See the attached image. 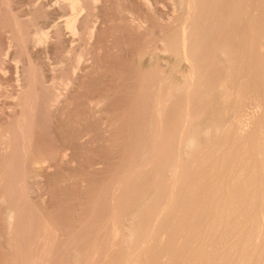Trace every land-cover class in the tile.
Masks as SVG:
<instances>
[{"label": "rangeland", "instance_id": "obj_1", "mask_svg": "<svg viewBox=\"0 0 264 264\" xmlns=\"http://www.w3.org/2000/svg\"><path fill=\"white\" fill-rule=\"evenodd\" d=\"M36 3L37 0H0V194L5 198L4 201H1L0 199V264H70L72 259L71 255L78 243L82 250L83 264H125V259L128 258L125 253L128 249H124V247L127 248V245L126 243H123L124 240L121 239L123 238V235H121L123 227H120L121 211L129 205H133L135 202H133V200L140 198V196L142 197L145 195V192L151 193V191L148 190V187L152 189V185H154L153 173H150L148 170V175L146 171L143 170L142 172L141 168H139L142 163L141 152L147 148L148 145V147L153 146L150 143L155 139L153 134L154 129L152 126H149L155 116V108L153 105L154 98L151 97L153 96V90L151 87H153L152 84L157 83L159 79H162L164 86L170 85V83L171 85H175L182 82L181 73L179 74V72L174 71L171 74V71L173 70L169 67L165 74L160 76L159 71L156 69L157 61L151 56L141 59L140 55L143 51L148 49L150 51L154 47L160 46L161 41L164 40V38L166 39V36H169L174 30H166L163 27L161 28L159 21L155 20V18L153 19L154 22L152 21V24L148 26L149 29L146 26L141 30H134L133 18L136 19L135 21H137V23L142 20L139 18L141 20L139 21L137 16L131 12V4L129 2L119 0L114 4H109L103 9H97L98 11L96 10L94 16L91 17V22H93V20H98L100 24V30L93 35L94 38L88 33L89 36L87 35L86 45L85 43L80 42L81 44L78 43L71 46L59 30L54 33H48L49 30L46 26L48 22L47 12H45V8L42 7H38L42 9L33 11V6ZM143 8L141 11L145 12L146 9ZM152 28L153 30L151 31ZM154 29H156V31ZM168 31L169 33L165 34ZM154 32H156L157 35ZM160 32H162V34H160ZM230 35H234V33ZM78 57L82 60V65L85 66H76L79 60ZM148 61L151 63L149 64ZM107 66H111L113 69L119 67L121 71L123 69L124 72L122 71V73H124V80L122 82H112L110 81L109 76L105 78ZM78 68L81 69L79 70ZM75 75L78 80L74 78ZM95 77L97 78L95 79ZM109 83L112 85L111 87ZM106 88L109 89L108 92L104 91ZM209 98H203L204 101L202 102L211 103L213 101L212 103H216L215 98ZM198 99L199 97L196 101L201 103L200 100L202 99ZM235 100L236 99L231 102L233 105L229 103L228 107L224 110L232 112L233 107L235 106ZM166 108L167 105L164 102L161 108L163 110L161 112L164 113ZM200 108L203 109L204 107L200 106L197 109L201 111L202 109ZM104 109H107L108 113ZM103 111L106 112L102 116L105 119L103 118L100 122L99 118ZM110 122L112 123L111 126ZM196 132L198 133V136L199 134L201 135V131L197 130ZM234 134V132L231 134L225 132V136H227L224 140L220 139L217 141L219 145L212 142L210 144L207 143L209 144L206 146L207 148L203 144V149H201V145L199 146V149L198 147L197 150L195 149L196 152H194L192 158H196V161L194 159V164L193 161H191L192 164L188 163L191 165H188L189 167L186 164L190 171H186L187 176L186 174L183 175L185 176L183 178L186 180L182 179L184 180V182L182 181V184L185 185L182 188V190L184 189L183 191H186L185 187L186 185L188 187L192 181V176L194 181L192 182L193 184L196 183V185L199 184V186L203 185V183H205V180H203V174H205V171L207 173V170L209 171L213 167V170L209 171L213 174L210 173V175L217 176L216 180H218L217 182L220 184L222 180H226L225 175L226 173H229L231 167L237 174L241 167H244L245 165L249 166L251 164L253 157L251 153L253 152V149H255V143L258 141L259 135L255 134L257 135L254 136L255 140L254 137L253 139L244 140L236 138V135ZM116 135L117 137L115 138ZM108 139H110V141ZM142 142H144V144ZM55 150L56 152H54ZM231 150L232 152H230L229 155L227 152ZM70 151L79 158V163L77 162L75 164V167H77L75 168V172L70 170V168H72V163L68 165L70 162L64 160L66 154H71ZM226 153L228 157H230L232 153L233 157L231 156L232 158L230 157L227 160L229 163L227 164L228 166L225 165V167H223L224 163L226 164V159L224 158L226 157ZM216 154L217 156H215ZM199 155L200 157H198ZM208 155L212 160L210 157H207ZM220 156L223 158L224 163L222 161H220L222 163H219V160L216 159H220ZM203 157H207V160L204 158V162L201 164ZM139 159L141 160L139 161ZM94 163H98L99 166L96 164V167ZM198 163L201 164L200 167ZM215 164H219V167ZM35 169L37 172L34 171ZM138 169L139 172L137 171ZM197 169L200 171H196V173L193 172ZM214 170L216 172L219 171V173H214ZM132 171L134 173H132ZM71 173L74 174L72 175ZM139 174H141V176ZM145 175L146 178L144 177ZM74 176L80 180L83 178L92 179L91 186L88 189L89 191L87 188H80L79 193L81 195L78 194L73 185L75 182L72 181V179L74 180ZM141 177L144 178V181ZM150 178L152 181H150ZM220 178L223 179L221 180ZM119 181H121L120 183L122 184H119ZM149 181L152 182V184ZM116 183L119 185H115ZM117 186L121 190H119ZM130 186L131 189H129ZM227 186H229V184ZM65 187H68V189L70 188V191ZM126 187L128 189H126ZM191 187H193V189H191ZM194 187V185L192 186V184H190L188 187L189 190L187 189L186 194H190L189 192H191V190L195 191ZM227 188L221 190L222 188L219 186L215 189V193H212L213 195L207 192L211 198H208L209 200L207 199L208 201H206V204L207 202L210 203L212 200H215L218 204V200L221 197V199H224V202L222 200L223 203H225V200L227 201V207L230 206L228 207V210L232 211L235 216L239 211H242L241 214L239 212V215H245L249 211L247 213L248 216L251 211V217L260 213L259 211H261L263 206L260 197L258 199L257 196L255 198L257 200L253 202V197H251L253 196L252 193L246 195L245 193H242L245 195H243V197L240 191L235 189V187L232 189L233 191L231 190L232 192H229L230 187L228 188L229 191H227ZM193 191L192 194L194 196ZM119 192L121 194H118ZM217 192L221 193L219 194ZM185 195L182 194V196L187 197ZM182 196L180 194V198H177L180 200ZM162 197H164L163 194ZM192 198L189 201L192 202ZM179 200H177V203L172 207L174 209L171 208L172 216L171 218L169 216L170 222L168 220L167 222L169 223H166L167 225L165 224V227L167 228L164 227L166 231L169 229L167 234L169 231L173 232V230L175 231L177 229L176 233L174 232L175 234L172 233L173 235L171 236L168 234V236L170 238L173 236L177 238L176 234L179 232L180 236H178V240L175 237L174 239L171 238L164 248L160 246H151V249V247H149L150 245H145L144 247L139 245L140 248L134 251L133 255L137 257L141 264H163V259L157 260L158 257L155 256L156 253L153 254V252H158L154 251V248L157 250L163 248L165 249V252L167 251V255L170 254L169 256L171 259L169 263L168 259L167 261L165 260L168 264H191L190 262L192 259L190 261L188 260L196 253L194 250H197L194 243L196 235L193 234H200L199 229L200 231H203L205 229V224L203 223V225H199V223L198 226L201 228L197 225L195 226L196 228L189 226V220L191 219L190 217L188 218V216H190L189 212H191L193 206H190V208H187L188 206L184 207V211L186 208L188 210L190 209V211L186 210V213L183 210L180 211L183 209L182 207L185 203L186 206L190 205L191 202H188L187 198H183L181 199L182 202L186 200L188 204L186 201L183 202V204H180L182 202ZM235 201L238 204L235 205ZM2 202L5 203L4 206ZM130 202L132 204H129ZM116 203L119 204L116 205ZM245 203L247 206L250 204L249 207H247ZM46 204H48L47 206L50 209ZM179 205L183 206H180V208ZM240 205L245 206L240 208L242 207ZM8 206L10 209H8ZM206 206H208V204ZM176 207L177 211L175 210ZM248 208L249 210H247ZM8 210H11L13 213L14 221L12 220V225L10 227L12 234L10 233V239L6 241L5 232H7V227H9L8 215L6 214L8 213ZM243 210H246V213L243 212ZM173 211H176L174 212L176 215ZM177 212L185 214V216H181L182 214L180 215ZM203 212L205 213V210ZM232 213L231 219L233 217V220L235 221L237 216L234 217ZM149 214L150 213H148V215ZM148 215H144L145 217L142 216V218H145V221H141L142 226H144L142 230L146 229V232H150V229L152 230L154 227L153 222L151 220L149 222ZM247 215H245V218H242L243 220H240L241 225L243 224L242 221L245 223L242 225V235H240V238L243 237L242 239L239 238L241 242L239 243V240L236 242L238 244L234 243L232 245L237 246V251L239 252L238 255L240 256L242 253V256H244L243 259H245L244 261L246 263H251L252 261H255L256 263V260L258 261L261 255V259H264V246L263 250L261 248L262 246H260L259 250L256 249V252H254V254L256 253L255 255L252 252L253 246H249L250 248L248 247L245 253L242 251L244 247L243 245L248 244V239L245 235V233L247 234V231H245V225L248 224L247 226L249 227L253 222H251L252 218L250 216L247 217ZM175 216L177 217V220H174V218L176 219ZM112 218L114 220H112ZM177 222L178 225H176ZM179 224L183 227L185 226L186 229L180 227ZM12 227L15 228L12 229ZM182 230L183 232H181ZM112 231L113 235L111 233ZM62 232L64 234H62ZM38 233L41 236L38 235ZM106 233H109V235ZM187 233L188 235H191L187 238L188 240H191L192 244L187 243V245L186 241H184ZM180 238L182 239L181 241H179ZM228 239V242L232 243L230 242L231 239ZM232 240L234 241V239ZM178 241L180 242L179 244ZM182 241L185 245L181 244ZM250 241L251 240H249V243ZM254 244L255 243L252 245ZM150 250L152 254L150 253ZM261 250L263 251L262 254ZM192 252L194 253L192 254ZM189 253L192 254V256ZM246 253L248 255H246ZM234 254L236 257L238 256L236 251L231 256L233 257ZM231 256H229L228 259ZM254 257H256V259ZM119 260L121 263H119ZM247 260H249V262ZM42 261L43 263H41Z\"/></svg>", "mask_w": 264, "mask_h": 264}, {"label": "bare ground", "instance_id": "obj_2", "mask_svg": "<svg viewBox=\"0 0 264 264\" xmlns=\"http://www.w3.org/2000/svg\"><path fill=\"white\" fill-rule=\"evenodd\" d=\"M117 1H119V0H37V3L33 6V11H37L39 9L45 8V10H46L45 12H47V15H48V22L46 25L48 27V30H49L48 33L49 32L54 33V32L59 30L60 32H62L64 38L71 44V46H73L74 44H78L80 42H83L86 45L88 33H90L93 36V35H95V33H97V31L100 30L99 21L93 20V22H91V17L94 16V13L96 12L97 9H103L104 7L108 6L109 4H111V3L114 4ZM124 1H127L131 4V9H130L131 12L133 14H135V16H137L139 21L142 20L141 21L142 23L141 22L137 23V21H135L136 19L133 18L132 21L134 22L133 23L134 30H136V29L141 30L143 27H146V26L148 27L149 25L152 24V21L154 22V20H153L154 18H155V20L159 21L161 28L163 27L166 30L167 29L168 30H174V32H171V34L169 36L167 35L168 37L166 36V39L164 38V40L161 41L160 46H156L153 49H151L150 51L147 48L148 50L143 51V53H141V55H140L141 57L140 56L139 57L141 59H144L147 56L153 57V59L157 61L156 62V69L159 71L160 76L164 75L167 68L170 67L171 70H173V71H171V74L174 71L179 72V74L181 73V79H182L181 83H178L175 85H171V83H170V85H165V86L162 83V79H159V81L157 83L152 84L153 87H151L153 90L152 91L153 96H151V97L154 98L153 105L155 108V116L153 117L149 126H152L154 129L153 134H154L155 139L153 141H151V143H150L153 146L148 147L149 145L148 146L146 145L147 148H145L143 151L141 150L142 151L141 152L142 160L139 159V161L141 160L142 163H141V166L139 168H141L142 172L144 170L147 173V171L149 170L150 173L151 172L153 173L152 176L154 177V185H152V189H150V187H148L149 188L148 190H150L151 193L145 192V195H143L142 197L140 196V198L133 200V202L135 201L133 205H129L121 211L120 224L122 226L120 225V227H123L122 233L120 232L121 235H123V238H121V239H123L124 240L123 243H126V245H127L126 246L127 248L124 247V249H126V250L128 249L127 252L125 253V254H127V257H128L127 259H125V264H141V262H139L137 257H135L133 255L134 251L139 249L140 246L144 247L145 245H148V246L150 245L149 247L160 246V247L164 248L165 245L167 244V242H169L171 240V238L174 239L175 236H173L171 238L169 236L175 234L177 229L175 231L173 230V232L169 231L168 234H170V235L168 236L167 232L169 229L166 231L165 228H167V227H165V226L167 225L166 223L170 222L169 216L171 218V216H172L171 210L174 209L172 207L177 203V200H179L178 198H180V194H181V196H182V194H184V195L186 194L187 189L189 190L188 187L190 184H192V186L193 185L195 186L194 187L195 191H193V190H191V192L188 191L190 194H186L185 196H187V197L182 196L181 199L187 198L188 202H191L189 200L193 197L192 202L190 205H186V206H185L186 203L184 204V206L179 205V207L183 206L182 207L183 209H181V210L179 209V210L184 211V207L188 206L187 208H190V206L191 207L193 206L191 208V212H189L190 216H188V218L190 217V219H191V220H189L190 221L189 226H191L193 228L196 225L198 226L199 223H200L199 225H201V224L203 225V223H204L205 229L203 231H200V229H199L200 234H198V235L193 234V235H196V238H194L195 239L194 243H195L197 250H194V251H196L195 254H193L194 252H192L193 257H191V258L189 257L190 259L188 261H190L192 259L190 262L191 264H251V263L264 264V259H261L262 255L258 261L256 260V263H255V261L254 262L252 261L253 259L251 260L252 261L251 263L249 262V260H247L249 263H246L244 261L245 259H243V257H244V256H242L243 254L241 253L240 256L238 255L239 252L237 251V246L232 245V244L238 242L243 237L242 236L240 238V235H242L241 234L242 233V225L245 223H244V221H242L243 224L241 225L240 220H243L242 218L243 217L245 218V215H247V213L249 211L246 213V210H243V212H245L246 214L245 215L244 214L239 215V212H240V214L242 213V211H239V210H240V208H243L245 205L242 206L243 205L242 204V205H240L242 207H240L239 210L237 209L239 211L238 214L236 215L237 217L232 213V211L228 210L229 209L228 207H230V206L227 207V201L225 200V203H223L224 199L223 198L221 199V197H220L221 200L220 199L218 200V204L216 203L215 200H214L215 202L212 200V201H210V203L207 202L208 206H206L207 205L206 201L209 200L208 198H211L209 196V194H207V192H209L211 194L213 192L215 193V189L219 186H220V188H222L221 190H224L227 187L228 188L230 187V191L227 188V191H229V192H232L233 191L232 189L235 187V189L240 191L241 194L245 193V195H246V194L252 193L253 196H251V197H253V202L255 200H257V199H255L257 196H258V199L260 197L262 200L261 204L263 206L261 208V211H259L260 213L256 214V216L253 215L254 217H251V215H252V214L250 215L251 211L249 213V216L252 218L251 222L252 221L253 222L250 224V226H249L250 228L247 226L248 224L245 225L246 230L245 229L244 230L247 231V234L245 233V235L248 239V242H247L248 244L243 245L244 247L242 246L243 247L242 251H243V253H245L249 246H253V249H252L253 254H254V252H256V249L257 250L260 249V246H262L261 248L263 250V246H264V0H124ZM38 7H42V8H38ZM143 7L146 9L145 12L141 11ZM153 24H155V23H153ZM148 29H149V27H148ZM165 29H163V30H165ZM152 30H153V28L151 29V31ZM154 30L156 31V29H154ZM165 31H163V32H165ZM154 33H156V32H154ZM168 33H169V31L165 34H168ZM232 33H234V35H230ZM160 34H162V32H160ZM256 34H257V37H256ZM156 35H157V33H156ZM251 35H253V36H251ZM231 36H232V38H231ZM93 38H94V36H93ZM98 38H99V36H98ZM149 61H150V59H149ZM149 61H148V63H149ZM153 64H154V62H153ZM80 65H82V60L79 58L78 64L76 66L80 67ZM82 66H85V65H82ZM122 71L124 72L123 69H122ZM122 71L119 69V67L118 68L116 67V69H113L111 66H107V71L105 72V74H106L105 78L107 76H109L110 81H112V82H116V81L122 82L124 80V77H123L124 73H122ZM83 73H85V72H83ZM91 74H92V72H91ZM102 77H104V76H102ZM171 77H172V75H171ZM74 78H76V75ZM96 78L97 77H95V79ZM87 79H89V78H87ZM88 81H90V80H88ZM155 82H156V80H155ZM111 86L112 85L110 84V87ZM108 88H106L104 91L108 92L109 91ZM51 95H52V93H51ZM198 97H199V99H202V100H200L201 103L196 101ZM209 97L215 98L216 103H212L213 101L211 103L210 102H208V103L202 102V101H204L203 98L208 99ZM234 99H236V100H235V104H234L235 106L233 107V111L229 112L227 110L228 111L227 112L226 110H224L225 108L228 107L229 103L234 101ZM142 101H143V99H142ZM53 102H55V101H53ZM164 102L166 103L167 108H166V111L164 113H162L161 111L163 109H161V108H162ZM200 106L204 107L203 109L200 108V109H202L201 111L197 109ZM59 107H60V105H59ZM129 108H131V107H129ZM142 108H144V107H142ZM104 110H106V112H107V109H104ZM106 112L105 111L102 112V115L99 118L100 122L104 118V117H102L103 114H105ZM138 113H140V112H138ZM130 117H132V116H130ZM133 117H134V115H133ZM129 122H130V120H129ZM111 125H112V123L110 122V126ZM197 130L201 131L200 132L201 135L199 134V136H198V133L196 132ZM225 132H228L230 134L232 132H234L235 133L234 135H236V138H238V139L240 138V139H244V140L245 139L246 140L247 139H253L254 136H257L255 134L259 135L258 141L255 143L256 145L254 144L255 149H253V152L251 153L253 155L252 161L250 159L251 164L249 166L245 165L244 167H241L239 173H237V174L235 173V171L232 170V167H231L229 170V173H226V175H225L226 180L225 179L222 180L223 178L222 179L220 178L222 180L220 182V184L217 182L218 180H216L217 176L210 175V173H212V172H209V171H212L214 168V167L213 168L211 167L212 169H210L209 171L207 170V173L205 171V174H203L204 175L203 180H205V183H203V185L199 186V184H197V185H196V183L193 184L192 182H194V181H193V176H192L191 177L192 181L191 182L189 181L190 184L188 185V187H187V185L185 187L186 191H183L184 189L182 190V188H183V186H185L182 184L185 180V178H183L185 176H183V175L186 174V171L187 172L190 171V169H188V167L191 165H189L188 163H191V161H193V164H194V159L196 161V158L193 159L192 157H193L194 152H196L197 147L199 149V146L201 145V147H202L201 149H203L204 146L206 147L207 145H209L212 142L215 144L217 143L216 145H219L217 141L220 139L224 140V138H226L227 135L225 136ZM195 133L197 134V136ZM112 137H114V136H112ZM116 137H117V135L115 136V138ZM119 138L121 139L120 136H119ZM119 138H118V140H119ZM234 138H235V136H234ZM145 139H146V137H145ZM57 140H59V139H57ZM108 140L110 141V139H108ZM254 140H255V137H254ZM115 141H117V140H115ZM222 142H224V141H222ZM142 143L144 144V142H142ZM205 143H206V145H205ZM207 143H209V144H207ZM110 144H111V142H110ZM203 144H204V146H203ZM231 149H232V147H231ZM63 150H65V149H63ZM212 150H213V148H212ZM232 150L227 152V153H229V155H230V152H232ZM237 150H239V149H237ZM227 151H228V148H227ZM54 152H56V150ZM198 152H197V154H198ZM213 152H214V150H213ZM70 153H71V151H70ZM227 153H226L227 158L224 157L226 159L225 160L226 164L224 163L223 158L221 156H220V159L222 158L221 160L216 158L217 160H219V163H222V162L224 163L223 167H225V165L229 164L227 160L232 156V153H231V156L228 157ZM34 154H35V152H34ZM195 155H196V153H195ZM212 155H213V153H212ZM39 156H40V154H39ZM53 156H55V155H53ZM215 156H217V154ZM36 157H37V155H36ZM61 157H60V159H61ZM198 157H200V155ZM207 157L209 158L210 156L208 155ZM207 157H203L202 158L203 161L202 162L199 161V162H201V164H202L204 162V158L207 160ZM213 157H214V155H213ZM134 158H136V157H134ZM134 158H133V160H134ZM202 159H200V160H202ZM64 160H66V162H70V163H68V165L72 163V168H70V170L75 172L76 171L75 168H77V167H75V164L77 162L79 163V158L75 154L71 153V154H66L64 156ZM211 160H212V158H211ZM220 161H222V162H220ZM33 164H34V162H33ZM63 164H64V162H63ZM96 164L98 165V163H94V165L97 167ZM186 164H187V166L188 165L189 166L187 167ZM201 164L198 163L199 167ZM198 165H197V167H198ZM136 166H138V165H136ZM216 166L219 167V164ZM220 166H221V164H220ZM230 166H231V164H230ZM89 167H90V165H89ZM190 168H192V167H190ZM228 169H229V167H228ZM34 171L37 172L36 169ZM137 171L139 172V169ZM196 171L198 172L200 170L197 169L193 172L196 173ZM220 172H221V169H220ZM132 173H134V172L132 171ZM214 173H219V171L218 172L215 171ZM139 175L141 176V174H139ZM142 175H143V173H142ZM186 176H187V174H186ZM189 176H191V175H189ZM144 177L146 178V175ZM147 177H149V176H147ZM141 178H143V177H141ZM186 178H188V177H186ZM65 179H67V178H65ZM182 179H184V180H182ZM72 181L75 182V184L73 183V185L76 188L75 191L78 192V194H80L79 193L80 188H85V189L87 188V190L90 188L92 179H90V178L84 179L83 178L80 180L76 176H74V180L72 179ZM121 181H122V179H121ZM121 181H119L118 183L122 184V183H120ZM143 181H144V178H143ZM150 181H152V179ZM150 183L152 184V182H150ZM227 183L229 184V186H227L228 185ZM119 184L116 183L115 185H119ZM25 185H26V183H25ZM66 186H67V184H66ZM123 186H124V184H123ZM123 186H122V190H123ZM224 186H225V188H224ZM5 187H7V186H5ZM68 187H65V188L68 189ZM113 187H115V186H113ZM117 188H118V186H117ZM118 189L121 190L120 188H118ZM126 189H128V188L126 187ZM129 189H131V186L129 187ZM191 189H193V187H191ZM68 191H70V188L68 189ZM192 191L194 192V196L192 194ZM216 191H220V190H216ZM8 192H9V190H8ZM126 192H127V190H126ZM229 192H228V195H229ZM217 193H219V192H217ZM118 194H121V193L119 192ZM162 194L164 195V197H162ZM45 195H46V192H45ZM68 195H70V194H68ZM160 195H161V199H160ZM188 195H191L192 197L188 196ZM243 195L244 194H242V196ZM124 196H126V195H124ZM0 197H1L0 198L1 201H4L5 198H3V196L1 194H0ZM122 197H123V195H122ZM222 200H223V202H222ZM118 201H119V198H118ZM185 201L186 200H184L183 202H185ZM251 201H252V198H251ZM181 202H182V200H181ZM183 202L180 204H183ZM188 202H187V204H188ZM221 202H222V205H221ZM113 203L115 204L114 201H113ZM4 204L5 203H3V206H4ZM58 204H59V202H58ZM118 204L116 203V205H118ZM129 204H132V203L130 202ZM236 204H238V203L235 201V205ZM47 205L48 204H46V206ZM235 205H234V207H235ZM249 205L247 206V204H246L247 207H249ZM113 207H115V206H113ZM121 207H123V206H121ZM231 207H233V206H231ZM13 208H14V206H13ZM187 208L184 211L185 213H186V210H188ZM2 209H4V208H2ZM8 209H10L9 206H8ZM176 209H177V207L175 208V210ZM116 210H118V209H116ZM204 210H205V213L203 212ZM247 210H249V208ZM176 211H173V213ZM188 211H190V209ZM7 212L8 213H6V214L8 215L9 227H7V232H5L6 233L5 234L6 241L9 240L10 239L9 236H11L10 235V233H11L10 227L12 225V220H13V216H14L13 213L11 212V210H8ZM41 212H43V211H41ZM179 212H177V213L180 214ZM46 213H47V211H46ZM148 213H150V214L148 215ZM231 213L234 215V217H236L235 221L233 220L234 219L233 217L231 219ZM144 215H148L149 216V222L151 220L154 224V227L152 226L153 228H152V230L150 229V232H146V229L142 230L144 228V226H142L141 221L145 219V218H142V216H144ZM183 215L185 216V214H182L181 216H183ZM249 216L247 215V217H249ZM52 217H54V216H52ZM47 218H49V217H47ZM186 218H187V214H186ZM57 220H59V219H57ZM105 220H106V218H105ZM112 220H114V219L112 218ZM168 220H169V222H167ZM174 220H177V217H176V219L174 218ZM180 220H182V219H180ZM231 220L234 222H232ZM183 221H184V219H183ZM47 222H48V220H47ZM178 222H179V218H178ZM178 222L176 225H178ZM239 222H240V224H239ZM186 223H189V222H186ZM147 224H146V226H147ZM13 225H16V224H13ZM180 227H183V226L180 225ZM198 227H200V226H198ZM13 228H15V227H12V229ZM183 228L186 229L185 226ZM46 230H48V229H46ZM183 230L181 232H183ZM60 231H59V233H60ZM113 231L111 232L112 235H113ZM199 232H196V233H199ZM243 233H244V231H243ZM62 234H64V233L62 232ZM116 234H114V235H116ZM38 235H40V234L38 233ZM107 235H109V233ZM176 235H177V238L176 237L175 238L178 240V236H180L179 232ZM189 235H188V233L186 234L187 240H188L187 237ZM181 238H182V236H181ZM181 238L179 241L182 240ZM228 238L231 239L230 242H232V243L228 242V240H229ZM100 239H101V237H100ZM186 239H184V241H186V244L191 243V240H188V241H190V242H188ZM232 239H234V241ZM245 240H246V238H245ZM249 240H251L250 243H249ZM61 241H62V239H61ZM179 241H178V244L180 243ZM252 241H253V243H255L254 245H252L253 244ZM240 242H241V240L239 241V243ZM37 243H38V241H37ZM4 244H5V242H4ZM181 244L185 245V243H183V241L181 242ZM236 244H238V243H236ZM123 246H124V244H123ZM12 247H13V245H12ZM152 247H151V249H152ZM163 248L162 249L160 248V250H157L154 248V251H158V252H153V254L156 253L155 256L158 257L157 260L163 259V261L166 264L167 259H168V263H169L171 257L169 256L170 254L167 255V253H166L167 251L165 252V249H163ZM238 249H239V247H238ZM240 249H241V246H240ZM11 250H12V248H11ZM81 251L82 250H81L79 243H78L73 254L71 255L72 259L70 261V264H83L84 260L82 261V252ZM235 251L237 252L238 256L236 257L234 254L232 257L231 255ZM248 251H249V249H248ZM150 253H151V250H150ZM247 253H246V255H248ZM262 253H263V251L261 252V254ZM192 254H190V255L192 256ZM249 255H251V254H249ZM136 256H137V254H136ZM229 256H231L230 257L231 259L230 258L228 259ZM149 257H151V256H149ZM247 257H245V258H247ZM43 258H45V257H43ZM251 258H253V257H251ZM254 258L256 259V257H254ZM47 260H48V258H47ZM140 260H141V258H140ZM164 262H163V264H164ZM41 263H43V261ZM119 263H121V261ZM67 264H69V263H67Z\"/></svg>", "mask_w": 264, "mask_h": 264}]
</instances>
